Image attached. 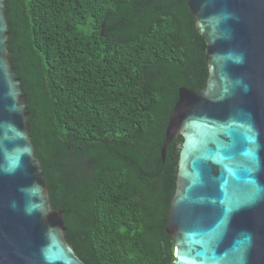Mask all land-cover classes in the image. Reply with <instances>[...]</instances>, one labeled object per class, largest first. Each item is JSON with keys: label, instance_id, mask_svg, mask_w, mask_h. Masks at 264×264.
Segmentation results:
<instances>
[{"label": "trees", "instance_id": "16d2710c", "mask_svg": "<svg viewBox=\"0 0 264 264\" xmlns=\"http://www.w3.org/2000/svg\"><path fill=\"white\" fill-rule=\"evenodd\" d=\"M7 49L65 239L84 264H173L178 90L205 87L185 0H5Z\"/></svg>", "mask_w": 264, "mask_h": 264}, {"label": "water", "instance_id": "95a60500", "mask_svg": "<svg viewBox=\"0 0 264 264\" xmlns=\"http://www.w3.org/2000/svg\"><path fill=\"white\" fill-rule=\"evenodd\" d=\"M207 79L178 90L165 129L178 147L166 233L173 264H264V0H185ZM0 0V264H84L65 239L30 136Z\"/></svg>", "mask_w": 264, "mask_h": 264}]
</instances>
